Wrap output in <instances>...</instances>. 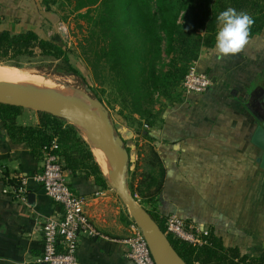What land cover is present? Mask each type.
<instances>
[{
    "label": "crops",
    "instance_id": "crops-1",
    "mask_svg": "<svg viewBox=\"0 0 264 264\" xmlns=\"http://www.w3.org/2000/svg\"><path fill=\"white\" fill-rule=\"evenodd\" d=\"M26 3L30 0H0V17L23 13ZM197 63L212 77L213 86L203 95H184L151 130V145L166 170L156 213L164 218L177 214L212 230L226 247L259 258L264 256V169L251 142L256 123L246 104L256 89L264 90V32L250 38L236 56L218 59L215 46L202 48ZM39 123L33 110L23 109L18 117L21 126ZM129 155L131 162L139 160L135 150ZM41 170L42 161L15 146L0 121V264H43L41 227L61 215L62 207L34 179ZM67 174L75 193L89 197L102 192L93 178ZM21 177L28 178L26 201L16 195ZM86 211L104 234L120 239L130 235V226L112 216L107 204L97 201ZM126 253L123 244L85 238L79 259L80 264H133Z\"/></svg>",
    "mask_w": 264,
    "mask_h": 264
},
{
    "label": "trees",
    "instance_id": "trees-1",
    "mask_svg": "<svg viewBox=\"0 0 264 264\" xmlns=\"http://www.w3.org/2000/svg\"><path fill=\"white\" fill-rule=\"evenodd\" d=\"M59 2L74 3L73 12L86 10L85 18H89L93 8L96 10V16L89 18L91 48L84 51L85 58L100 86L107 82L116 95L119 115L131 126L139 125L138 134L149 142L146 155H139V164L145 165L138 185L134 184L129 167V189L134 197L157 203L165 186L166 170L151 145L152 128L180 100L181 96L173 98L172 94L182 86L191 65L199 60L202 48L215 46L219 13L228 7L247 12L255 20L250 37L254 38L264 32V0H43L42 4L50 11ZM38 54L59 62V72L80 75L69 49L33 30L15 33L0 29V66L20 68L24 60ZM22 111L0 104V121L15 146L43 161L46 151L57 140L59 147L53 153L61 158L65 171L74 177L83 174L93 178L98 191L110 189L89 144L76 127L47 113H38V127L21 126L18 117ZM148 211L166 233V218ZM130 219L128 215L122 217L129 226L133 224ZM208 231V243L203 246L171 235L168 238L187 264H264V256L253 258L243 254L239 247H226L222 238Z\"/></svg>",
    "mask_w": 264,
    "mask_h": 264
},
{
    "label": "rangeland",
    "instance_id": "rangeland-1",
    "mask_svg": "<svg viewBox=\"0 0 264 264\" xmlns=\"http://www.w3.org/2000/svg\"><path fill=\"white\" fill-rule=\"evenodd\" d=\"M42 1L43 0H30V3H26V5L23 6V13H16L15 15L10 14L11 16H8L7 18L4 15L1 16L0 29L10 30L15 33L33 30L38 33L40 37L49 39L61 47L69 49L71 51V61L74 67L80 72V75H65L59 72V62L43 58L40 54L33 59L24 60L21 63L20 68L5 65H1V67L14 68L16 71H28L33 74H38V76L42 75L49 79H54L61 89V92H54L56 95H66L67 93L72 92L76 96H79L75 92L77 89L78 91H81L82 97L85 98L86 95H84L83 91L90 88L91 97L103 104L105 116L113 125L116 136L123 140L124 148L131 151L135 150V153H138L139 155L140 153L146 155L149 143L138 134L139 125L131 126L129 121L124 120L121 115H119L121 108L116 101V95L113 93L111 87L107 85V82L104 86H100V81H98L93 74L85 58L84 51L91 48V43L88 42L91 33L89 18L96 16L95 8L88 13L89 18H85L83 16L87 14L86 10L82 12H73L74 3L67 4L59 2L56 5H52L50 11H47V8L42 4ZM40 91L44 90L42 89ZM172 95L173 98L181 96L180 100H183L185 94L182 90V86H180V88ZM98 96L102 98V101L99 100ZM96 161L98 162L97 158ZM138 161H130L129 163L130 170L135 177V185H138L139 181L142 179V174L144 173L145 164H139ZM99 164L103 170L102 164ZM130 176L131 174L128 172V184ZM97 199L99 198L90 199L87 207L89 208L91 204L100 201V204L105 203L108 205L110 211H112V216H116L118 220L125 215L130 217L127 208L113 189L110 188L105 196L101 197L99 200ZM137 200L147 210L156 211L155 202L151 203L139 196L137 197ZM93 222L97 226L96 222Z\"/></svg>",
    "mask_w": 264,
    "mask_h": 264
},
{
    "label": "built area",
    "instance_id": "built-area-1",
    "mask_svg": "<svg viewBox=\"0 0 264 264\" xmlns=\"http://www.w3.org/2000/svg\"><path fill=\"white\" fill-rule=\"evenodd\" d=\"M185 95H203L213 86L212 77L199 69L194 62L182 81ZM148 129V126H145ZM59 147L57 140L50 146L42 161V170L35 180L42 186L48 197L62 207L59 216L43 222V264H80L79 250L83 239L99 240L127 247V258L133 264H155L148 242L141 229L133 222L130 235L126 238H113L104 234L89 217L86 208L90 199L103 197L104 192L83 196L73 192L69 186L68 174L61 158L53 152ZM20 187L16 191L19 199L26 201L28 178H19ZM133 221V220H132ZM166 234L192 245L208 243L209 231L187 223L177 214L166 216Z\"/></svg>",
    "mask_w": 264,
    "mask_h": 264
},
{
    "label": "water",
    "instance_id": "water-1",
    "mask_svg": "<svg viewBox=\"0 0 264 264\" xmlns=\"http://www.w3.org/2000/svg\"><path fill=\"white\" fill-rule=\"evenodd\" d=\"M83 93L89 102L97 108L98 115L84 114L66 98L19 84H0V104L47 113L73 125L80 134V128H83L87 131L91 130L100 137L106 148L104 163L109 174L113 177V181L105 178L110 188L116 191L127 208L133 222L141 229L155 264H187L173 247L168 235L163 232L149 211L131 193L128 184L130 155L124 148L123 140L116 136L113 125L105 116L103 104L91 97L90 88L85 89ZM260 123L256 127L251 142L260 151L257 162L264 169V121ZM29 198L31 201L33 196L32 198L29 196Z\"/></svg>",
    "mask_w": 264,
    "mask_h": 264
},
{
    "label": "bare ground",
    "instance_id": "bare-ground-1",
    "mask_svg": "<svg viewBox=\"0 0 264 264\" xmlns=\"http://www.w3.org/2000/svg\"><path fill=\"white\" fill-rule=\"evenodd\" d=\"M0 84H19L26 86L28 88L44 90L42 92L50 93L53 95L54 92H61L60 87L56 84L55 80L52 78H47L45 76H38V74H33L32 72L26 71H16L14 68L1 67L0 66ZM49 91V92H47ZM79 96H76L72 92L67 93L66 95H56L70 100L75 104L78 110L84 114H97V108L89 102L87 97L83 98L81 91L76 89L75 91ZM85 95V94H84ZM98 115V114H97ZM82 137L91 147L94 155L96 156L99 163L102 164L104 175L109 181H113V177L109 174L104 160L106 158V148L103 144V141L91 130L80 128Z\"/></svg>",
    "mask_w": 264,
    "mask_h": 264
},
{
    "label": "clouds",
    "instance_id": "clouds-1",
    "mask_svg": "<svg viewBox=\"0 0 264 264\" xmlns=\"http://www.w3.org/2000/svg\"><path fill=\"white\" fill-rule=\"evenodd\" d=\"M220 26L215 36V51L218 59L236 56L249 44L254 18L244 11L228 7L216 18Z\"/></svg>",
    "mask_w": 264,
    "mask_h": 264
},
{
    "label": "flooded vegetation",
    "instance_id": "flooded-vegetation-1",
    "mask_svg": "<svg viewBox=\"0 0 264 264\" xmlns=\"http://www.w3.org/2000/svg\"><path fill=\"white\" fill-rule=\"evenodd\" d=\"M246 106L253 113L257 127L261 121H264V90L256 89Z\"/></svg>",
    "mask_w": 264,
    "mask_h": 264
}]
</instances>
